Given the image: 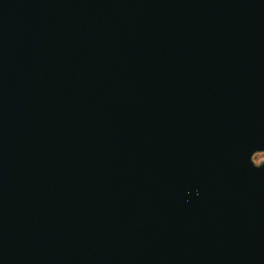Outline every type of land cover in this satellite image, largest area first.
I'll use <instances>...</instances> for the list:
<instances>
[{"label":"water","instance_id":"95a60500","mask_svg":"<svg viewBox=\"0 0 264 264\" xmlns=\"http://www.w3.org/2000/svg\"><path fill=\"white\" fill-rule=\"evenodd\" d=\"M264 0H0V264H264Z\"/></svg>","mask_w":264,"mask_h":264},{"label":"rangeland","instance_id":"374dc122","mask_svg":"<svg viewBox=\"0 0 264 264\" xmlns=\"http://www.w3.org/2000/svg\"><path fill=\"white\" fill-rule=\"evenodd\" d=\"M253 161L255 162L256 165H261L264 163V152L262 153H257L254 158Z\"/></svg>","mask_w":264,"mask_h":264}]
</instances>
